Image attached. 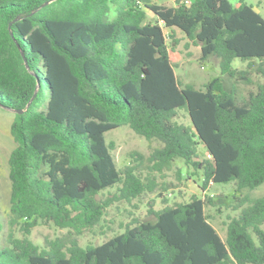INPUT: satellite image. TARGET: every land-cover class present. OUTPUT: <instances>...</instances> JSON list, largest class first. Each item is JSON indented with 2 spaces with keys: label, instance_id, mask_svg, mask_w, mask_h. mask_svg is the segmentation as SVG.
Wrapping results in <instances>:
<instances>
[{
  "label": "trees",
  "instance_id": "16d2710c",
  "mask_svg": "<svg viewBox=\"0 0 264 264\" xmlns=\"http://www.w3.org/2000/svg\"><path fill=\"white\" fill-rule=\"evenodd\" d=\"M173 1L0 0V107L22 111L10 125L0 264H264V196L248 194L264 183V18L244 0ZM175 30L201 61L218 60L220 75L201 89L174 73L166 41L177 43ZM252 74L255 89L238 96ZM121 126L160 144L145 176L115 165L105 134ZM176 161L203 193L233 183L224 240L205 212L222 201L194 196L99 245L78 243L113 202L152 193L153 173ZM45 223L68 235L35 244L31 231Z\"/></svg>",
  "mask_w": 264,
  "mask_h": 264
},
{
  "label": "rangeland",
  "instance_id": "374dc122",
  "mask_svg": "<svg viewBox=\"0 0 264 264\" xmlns=\"http://www.w3.org/2000/svg\"><path fill=\"white\" fill-rule=\"evenodd\" d=\"M154 3L171 7L174 5L173 0H152ZM232 4L237 5L236 0H229ZM245 3L254 6V9L264 18V0H244ZM148 19L152 20V15L148 12ZM168 34V30H165ZM175 39L177 43L167 39V46L171 61L174 65V73L182 84L190 83L197 89H201L203 84L210 79L220 75L218 60L214 57L206 61L200 60V49L198 46L189 42L184 35L175 30ZM231 66L236 69H244L246 62L234 59ZM253 84L244 85L236 83L238 96H246L247 93L255 89V83L260 80L255 74L251 75ZM225 84L229 85L227 79ZM14 111L0 107V236L7 233V213L10 193V182L8 179L7 160L11 150L14 148V142L10 135V125L14 118ZM178 121L188 124L186 114L181 111ZM107 143L113 144L111 151L113 160L117 169H122L128 165H137L138 172L145 176L149 172L150 164L146 158L150 152L160 146L157 141H147L142 137L134 134L128 127L108 131L105 134ZM203 153V147L199 146ZM136 152L143 157V161L136 162V156L131 154ZM188 171L184 168L182 162L176 161L170 170L161 173H153L157 178L158 186L152 193H145L131 202L115 201L106 210L102 222L95 228L85 231L82 235L76 236L78 243L84 247L87 245H99L114 235L123 232L125 225L138 221H153L154 216L150 211H157L164 205L173 203H185L192 197L204 198L210 196L214 202L222 201V204L216 207H207L205 212L210 217L209 221L222 240L225 238V222L228 217L234 216L235 213L226 208L230 197L233 193V183L228 184H210L209 188L203 193L199 189L200 180L196 177H187ZM116 192V188L107 189L102 192L103 198H109ZM251 198H260L264 196V183L259 187L248 191ZM166 202V203H165ZM219 204V203H218ZM264 231V224L261 225ZM67 230L59 229L51 224L45 223L34 227L29 238L37 245L42 246L45 240H54L67 236ZM1 242V240H0Z\"/></svg>",
  "mask_w": 264,
  "mask_h": 264
},
{
  "label": "water",
  "instance_id": "95a60500",
  "mask_svg": "<svg viewBox=\"0 0 264 264\" xmlns=\"http://www.w3.org/2000/svg\"><path fill=\"white\" fill-rule=\"evenodd\" d=\"M21 56H22V58H23V60H24V62H25V59H24V56H23V53L21 52ZM15 113H21L22 111H14Z\"/></svg>",
  "mask_w": 264,
  "mask_h": 264
}]
</instances>
